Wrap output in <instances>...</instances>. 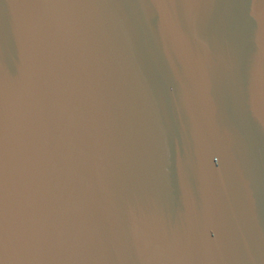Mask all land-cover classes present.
<instances>
[{
  "label": "water",
  "instance_id": "water-1",
  "mask_svg": "<svg viewBox=\"0 0 264 264\" xmlns=\"http://www.w3.org/2000/svg\"><path fill=\"white\" fill-rule=\"evenodd\" d=\"M264 264V0H0V264Z\"/></svg>",
  "mask_w": 264,
  "mask_h": 264
},
{
  "label": "snow or ice",
  "instance_id": "snow-or-ice-1",
  "mask_svg": "<svg viewBox=\"0 0 264 264\" xmlns=\"http://www.w3.org/2000/svg\"><path fill=\"white\" fill-rule=\"evenodd\" d=\"M19 264H33V262H30V261H23V262H19Z\"/></svg>",
  "mask_w": 264,
  "mask_h": 264
}]
</instances>
